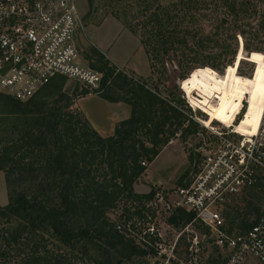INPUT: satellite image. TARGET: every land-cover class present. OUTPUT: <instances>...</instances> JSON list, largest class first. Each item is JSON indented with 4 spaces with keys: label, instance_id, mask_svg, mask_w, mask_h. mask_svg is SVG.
I'll return each instance as SVG.
<instances>
[{
    "label": "trees",
    "instance_id": "obj_1",
    "mask_svg": "<svg viewBox=\"0 0 264 264\" xmlns=\"http://www.w3.org/2000/svg\"><path fill=\"white\" fill-rule=\"evenodd\" d=\"M253 1L209 0L211 5L223 9L217 26L232 28L227 37L228 32L221 31L220 27L206 35L196 25L200 21L199 12L208 7L206 0H178L166 10L150 13L141 23L140 37L151 71L159 66L167 78L166 61L171 60L179 71L180 88L188 103L201 111V97L191 90L192 81H199L201 75L192 71L222 65L220 62L227 60L226 55L237 35L244 41V50L253 51L244 30ZM93 54L97 58L88 64L103 75L102 89L108 82L120 85L124 91L121 101L131 108L130 117L115 126L112 136L103 138L80 111L70 110L73 99L60 94L50 104H41V112L47 119L0 148V172L4 174L9 199L5 207H0V218L5 220L0 227V264H109L108 259L96 258L87 251L68 253L61 250L48 233L68 243L72 236L71 214L78 206L102 213L118 210L119 220L130 222L134 229V218L145 225L147 215H153L146 206L155 192L137 194L134 186L175 134L179 133L181 141L185 142L198 133L190 109L189 114L185 113L184 102L173 93L163 96L157 84L149 85L116 72L98 51ZM56 80L65 79L55 78L45 88L53 86ZM88 94L83 90L79 96ZM0 97L13 106L21 104L5 95ZM241 97L242 100L212 113L217 114V122L228 128L234 126L237 134L245 136L254 127L261 96L252 89ZM244 100L247 101L245 112L235 125L234 119ZM190 160L193 161L192 156ZM16 178L33 180L30 194L16 193L11 198L9 187ZM188 183L181 178L177 187H185ZM180 214L185 218L184 225L174 222L180 228L191 223L194 217L190 213ZM252 223L242 220V232ZM232 225L230 221L229 226ZM107 237L113 243L138 252L114 229Z\"/></svg>",
    "mask_w": 264,
    "mask_h": 264
},
{
    "label": "rangeland",
    "instance_id": "obj_2",
    "mask_svg": "<svg viewBox=\"0 0 264 264\" xmlns=\"http://www.w3.org/2000/svg\"><path fill=\"white\" fill-rule=\"evenodd\" d=\"M77 1L82 29L77 34L76 42L82 58L87 63L95 61L97 57L94 56L93 51H98L109 61L116 72L123 73L134 80L146 81L149 85L157 84L163 96H167L170 92L173 93L175 97L184 102L186 107L182 109L185 113L189 114L190 109V114L198 125V133L187 138L185 142L179 138L173 145H166L154 163L147 168L146 175L141 176L134 186L137 194H147L150 191L156 193L161 188L168 190L171 194L181 178L184 183L190 181L199 161L198 151L210 144L208 140L212 136L205 126L229 132L234 130V126L228 128L217 122V114L212 112L222 110L235 101L242 100L241 96L249 90L254 89L260 92L263 89L264 0H255L251 3L244 21L246 38L252 52L244 50V41L240 35H237L235 44L231 46V53L228 51L226 55L227 60H221L222 65L218 68L200 67L192 71L194 74L198 72L201 75L199 81L194 79L191 83V90L199 93L201 97V111L188 103L189 101L180 88L179 71L171 60L166 61L167 78L159 66H156L153 71L149 67L150 75L145 76L149 60L141 44V23L150 13L163 8L166 10L178 0ZM206 2L208 7L199 12L200 21L196 25L208 35L213 34L217 30L216 27H220L217 24L218 18L223 15V9L211 5L209 0ZM230 28L227 25L220 27L221 31L228 32L225 37L231 34ZM131 65L136 74L128 68ZM82 91L72 81L64 80L45 88L33 100L14 106L4 97H0V148L41 124V120L47 119L46 115L41 112V104H50L60 94H66L73 99L70 110L75 112L84 110L94 113L99 105L97 96L108 97L115 101H121L124 98V91L115 82H108L99 93L91 94L92 97H86L80 101L83 98L79 96ZM251 100H255L253 96ZM246 106L247 101L244 100L233 124L240 122ZM102 112L108 113L103 108ZM102 118L100 117V120ZM190 156L193 157V161L190 160ZM33 184L31 178L14 179L9 187L11 198L16 193L30 194ZM175 201L174 196L170 198V201L165 199L168 207L167 215L156 216L153 223L161 235V239L156 240V243L161 245L162 251L165 250V255L155 245L149 247L140 244L131 235L121 234L122 231L117 229L118 226L121 230L123 229L118 210L102 213L78 206L71 214L72 236L68 243L52 236L50 232L48 236L58 248L65 252L87 251L96 258L108 259L109 264H226L228 253L217 247L210 234L195 219V216L189 223L190 225L187 224L182 228L174 225L176 222L183 226L185 222V218L180 214L183 210L174 207ZM0 203L4 205L0 207H5L8 203L6 191L4 194L0 192ZM263 204L264 188H253L225 205L223 212L227 225L230 221L233 224L229 226L232 234L237 235L242 232L240 226L242 220L247 223L253 222L258 217ZM4 222L5 220L0 218V227L4 225ZM113 229L128 239V243L138 252L136 253L126 245L111 242L107 236ZM42 231L47 232L46 229ZM168 256L172 257L168 259ZM245 264L258 263L254 259H248Z\"/></svg>",
    "mask_w": 264,
    "mask_h": 264
},
{
    "label": "built area",
    "instance_id": "obj_3",
    "mask_svg": "<svg viewBox=\"0 0 264 264\" xmlns=\"http://www.w3.org/2000/svg\"><path fill=\"white\" fill-rule=\"evenodd\" d=\"M80 29L77 0H0V94L25 103L55 78L72 81L89 94L99 93L103 75L79 53ZM205 127L212 138L198 151L199 161L188 185L174 188L171 194L161 188L146 206L153 215H147L145 225L134 218L136 229L123 221V229H117L140 244L155 245L165 255L156 243L161 235L153 223L156 216L167 215L165 199L174 196V207L194 214L217 247L228 253L226 264H245L248 259L264 264V204L251 227L237 235L230 231L223 212L245 191L264 188V103L253 135ZM179 138L175 134L167 146Z\"/></svg>",
    "mask_w": 264,
    "mask_h": 264
},
{
    "label": "crops",
    "instance_id": "obj_4",
    "mask_svg": "<svg viewBox=\"0 0 264 264\" xmlns=\"http://www.w3.org/2000/svg\"><path fill=\"white\" fill-rule=\"evenodd\" d=\"M147 67H148V71L145 76L150 75L148 61H147ZM128 68H130L136 74V72L134 71L133 65H131ZM86 97H92V95L88 94L87 96L81 98L80 101ZM96 99L99 105H97V110H95L94 113L93 111H87V112H85L84 110H80V111L83 114L84 118L89 123V125L91 126V128L95 130L101 137L107 138L113 135L114 128L118 123H120V121L127 120L130 117L131 108L129 107V105H127L126 103L122 101H114V102L108 101L98 96ZM102 108L107 110L108 113L106 114V112H102ZM100 117H103L102 120H100ZM109 117H110V120H109ZM145 175H146V172H145ZM5 191L8 197V189H7L5 177H4V174L0 172V192L4 194ZM1 198H4V197H1ZM8 202H9V199H8ZM0 206H4V205H1L0 203Z\"/></svg>",
    "mask_w": 264,
    "mask_h": 264
},
{
    "label": "bare ground",
    "instance_id": "obj_5",
    "mask_svg": "<svg viewBox=\"0 0 264 264\" xmlns=\"http://www.w3.org/2000/svg\"><path fill=\"white\" fill-rule=\"evenodd\" d=\"M258 94L261 96V102H260V105H259V109H258V113H257V116H256V120L254 122V127L251 130V132L248 135H245V136L253 135V134H255V132L257 130L259 119H260V115H261V112H262L263 103H264V86H263V89L260 92H258Z\"/></svg>",
    "mask_w": 264,
    "mask_h": 264
},
{
    "label": "snow or ice",
    "instance_id": "obj_6",
    "mask_svg": "<svg viewBox=\"0 0 264 264\" xmlns=\"http://www.w3.org/2000/svg\"><path fill=\"white\" fill-rule=\"evenodd\" d=\"M258 74H259V70H258Z\"/></svg>",
    "mask_w": 264,
    "mask_h": 264
}]
</instances>
